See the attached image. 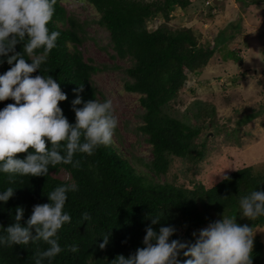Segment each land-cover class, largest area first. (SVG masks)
<instances>
[{"label": "trees", "instance_id": "obj_1", "mask_svg": "<svg viewBox=\"0 0 264 264\" xmlns=\"http://www.w3.org/2000/svg\"><path fill=\"white\" fill-rule=\"evenodd\" d=\"M83 1L95 9L98 18L81 20L57 0L47 27L50 33L58 31L60 36L47 61L31 75H50L60 84L67 99L59 102V106L68 121L75 124L72 101L77 95L83 102L107 100L93 76L108 69L121 71L125 91L139 95L140 111L134 131L151 147L152 157L145 166L153 176L137 170L135 160L125 155L114 138L110 145L97 147L92 155L76 153L74 160L80 161L79 168L63 163L50 165L47 175H13L11 183L9 174L0 172V192L8 187L14 192L7 202L0 201V236L6 235L5 229L16 222L18 207L24 210L20 223L27 226L33 206L50 203L48 194L57 186L71 182L76 183L78 191L67 194L64 211L71 216V222L65 223L57 233L62 251L43 264H111L118 255L127 258L145 246L143 238L148 226L157 233L162 226H172L176 231L169 241L179 239L189 246L197 240L194 230L224 216L235 217L241 226L264 227V216L251 220L240 212L241 196L264 190V173L255 172L250 165L239 167L225 175L226 179L221 178L210 186L200 182L186 186L155 181L167 173L174 157L194 162L204 158V144L197 143L196 138L205 128L204 122L213 123L214 119L213 111L199 108L194 116L201 121L193 124L167 109L190 75L199 73L217 48L216 42L201 46L192 27L168 25L175 9L188 8L194 0ZM251 1L264 3V0ZM208 7L211 11L215 9ZM153 20L160 23L151 29L148 23ZM91 23L106 32L105 50L112 64H97L85 58L78 48L88 38L85 27ZM16 51L23 52V43L16 45ZM42 52V48L36 50L37 55ZM25 58L31 63L26 54ZM12 66L7 63V56H0V74ZM81 85L83 91L74 92ZM83 102L75 107H83ZM9 103L15 101L11 98L0 101V110ZM47 144L51 148V142ZM31 151L34 150L30 148ZM27 154L19 153L17 158L24 159ZM62 172H67L68 177H60ZM83 213H88L91 219L83 221ZM157 216L158 223L152 224ZM32 233L36 234L34 228ZM104 235H108L109 243L102 250L99 244ZM72 245L78 247L77 252L69 250ZM48 247L43 240L10 247L0 245V264H35L37 253ZM186 250H181L178 256L181 264L191 258L183 255ZM251 258L252 264H264V243L260 237L254 242Z\"/></svg>", "mask_w": 264, "mask_h": 264}, {"label": "clouds", "instance_id": "obj_2", "mask_svg": "<svg viewBox=\"0 0 264 264\" xmlns=\"http://www.w3.org/2000/svg\"><path fill=\"white\" fill-rule=\"evenodd\" d=\"M56 2L0 0V56H7V63L13 65L0 74V101L9 98L15 101L0 110V172L9 174L10 183L13 175H47L50 165L63 163L79 168L80 161L74 160V155L78 152L92 155L97 147L110 145L118 127L112 100L83 102L79 95L72 101L76 122L70 123L59 106V102L67 99L60 84L50 75H31L47 61L60 36L58 31L50 33L47 27ZM19 43H23V52L16 51ZM41 48L42 54L37 55L36 50ZM10 52L13 54L8 55ZM25 54L31 63L27 62ZM82 91V85L74 89L77 93ZM82 102L83 107H75ZM30 148L34 151L29 152ZM26 152L24 159L17 158V154ZM219 174L222 179L227 178ZM75 191H78L75 182L57 186L48 194L50 203L33 206L27 226L20 223L24 210L18 207L16 222L5 229L6 235L0 236V245L10 247L43 240L49 247L37 253L35 264L51 261L62 251L57 233L65 223L71 222L64 206L67 194ZM13 194V188L8 187L0 192V201L7 202ZM239 206L242 216L251 220L264 216V190L241 196ZM90 219L88 213L82 214L83 221ZM158 221L159 216L152 224ZM145 231L144 247L137 248L127 258L118 255L111 264H181L178 256L183 249H187L183 255L191 257L183 264H252L253 229L237 224L235 217L224 216L222 220L209 223L200 230L191 246L179 239L169 241L176 231L172 226H162L158 233L148 226ZM108 243V235H104L99 248L105 249ZM69 250L77 252L78 247L72 245Z\"/></svg>", "mask_w": 264, "mask_h": 264}, {"label": "rangeland", "instance_id": "obj_3", "mask_svg": "<svg viewBox=\"0 0 264 264\" xmlns=\"http://www.w3.org/2000/svg\"><path fill=\"white\" fill-rule=\"evenodd\" d=\"M61 3L81 20L98 18L95 9L83 0H61ZM210 5L215 9L211 11ZM159 23L150 21L148 27L156 28ZM168 25L192 27L201 46L216 42L217 48L207 65L190 75L167 109L193 124L201 121L194 116L199 108L213 111L214 119L213 123L204 122L206 126L196 138L197 143L204 144V158L194 162L174 157L167 173L154 177L155 181L186 186L200 182L210 186L222 178L219 173L225 176L245 165L264 173V3L194 0L188 8L175 9ZM85 30L88 38L78 45L83 56L97 64H112L105 50L106 32L95 23ZM93 79L104 97L113 102L119 122L113 136L115 142L125 155L135 160L137 170L152 177L153 173L145 166L152 157L151 147L134 131L140 111L139 95L125 91L119 70H104ZM59 176L65 179L67 173ZM207 226L194 230L197 239L200 230ZM253 232L254 242L260 237L264 243V227Z\"/></svg>", "mask_w": 264, "mask_h": 264}, {"label": "water", "instance_id": "obj_4", "mask_svg": "<svg viewBox=\"0 0 264 264\" xmlns=\"http://www.w3.org/2000/svg\"><path fill=\"white\" fill-rule=\"evenodd\" d=\"M246 43H247V41H246ZM248 44V43H247Z\"/></svg>", "mask_w": 264, "mask_h": 264}]
</instances>
